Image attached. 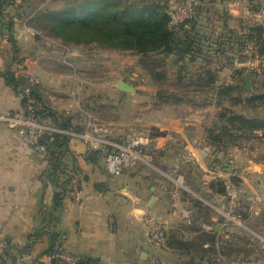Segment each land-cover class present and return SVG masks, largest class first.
I'll return each instance as SVG.
<instances>
[{"label":"crops","instance_id":"1","mask_svg":"<svg viewBox=\"0 0 264 264\" xmlns=\"http://www.w3.org/2000/svg\"><path fill=\"white\" fill-rule=\"evenodd\" d=\"M45 1L0 0V113L23 112V95L4 78L10 69L39 85L42 100L37 108L43 119L51 122L47 106L58 122L66 118L79 131L89 119L90 132L97 136L123 142L146 130L148 140L143 160L112 174L102 147L90 149L80 137L68 136L67 153L40 152L0 122V240L6 241L0 264H11L18 256L26 264H60L47 252L55 239L65 251L101 264H188L191 254V264H264L262 200L248 202L246 226L241 227L217 214L215 207L225 193L209 187L212 180L235 177L242 196L262 197L264 165L256 171L249 157L241 162L237 147L215 151L207 140V129L218 122L220 109L229 107L217 98L218 86L244 85L243 78L249 76L251 88L244 86L245 95L258 92L256 81L264 76V0H198L191 25L185 27L202 55L187 53L176 63L171 54L167 66L185 64L186 78L210 70L215 88L177 102L155 100L159 84L139 63L134 66L141 79H150L147 83L134 85L126 79L132 75L131 63L103 95L91 92L75 69L84 57L81 52L74 47L64 51L33 26L31 19L39 11L56 9L59 0L43 6ZM246 40L255 42L257 58L245 51ZM121 55L117 61L124 65ZM119 79L133 91L118 90ZM242 112L264 116V105ZM54 156L60 159L56 170ZM73 170L80 177L81 202L65 182L64 172ZM153 224L196 249L188 255L163 246L151 236Z\"/></svg>","mask_w":264,"mask_h":264},{"label":"trees","instance_id":"2","mask_svg":"<svg viewBox=\"0 0 264 264\" xmlns=\"http://www.w3.org/2000/svg\"><path fill=\"white\" fill-rule=\"evenodd\" d=\"M11 1L15 3L14 0ZM167 7V0H70L69 4L60 8L39 11L31 19V22L37 30L46 32L45 36L61 39L64 44L96 43L101 47L134 51L139 56L140 66L159 84V89L154 96L161 102H177L183 100L184 97L191 100L188 95L192 92L214 91L213 84L216 81L208 75L210 70H203L195 77L186 78L183 75L186 65L183 64L185 68H182L177 64L174 83L184 88L182 92L164 94L162 85L168 78L165 72L168 57L175 54V62L177 63L182 61L187 53L202 55L201 50L194 45L195 40L190 34H187L188 28L184 25L178 27L169 25L170 16ZM191 21L192 19L187 22V25H191ZM255 54L259 55L260 53ZM203 73H205L204 77H202ZM4 78L9 85H12L16 91L23 95V104L28 96L33 97L36 102L42 100L39 85L31 83L30 79L17 77L10 69L4 73ZM256 83L258 92L246 97L241 96V93L245 92L241 82L221 85L216 88L217 98L229 102V107L220 109L218 122L207 129V140L215 147V151H223L228 147L241 148L243 141L254 138L264 140V116L242 112L244 109L252 111L264 105V92L262 91L264 89V76L258 78ZM26 89H28V93H26ZM238 105L243 108L241 110L233 108ZM44 108L52 124L79 131L78 128L72 127L66 118L58 116L60 119L58 122L53 111L47 106ZM41 113L37 108L38 116L43 119ZM39 140L47 145L46 151L51 154L53 151L64 154L69 151V138L66 135L44 133ZM52 165L54 170L60 166L58 156H54ZM64 175L66 177L65 182L69 184L68 190L71 191L74 170L68 173L64 172ZM232 179L239 183L237 178L232 177ZM209 187L220 193L226 192L224 179L212 180ZM64 189L61 188V192ZM246 213L247 211L243 212L244 220L247 217ZM56 241L55 239L50 244L47 250L48 254L53 251ZM163 241V246L177 248L188 255L191 250L196 249L193 243L185 242L177 234L168 231L164 235ZM4 252L5 247L0 257L4 255ZM192 257L191 254L186 263L191 264ZM52 260L56 261L55 259ZM14 261L15 259L12 260L11 264ZM94 262L97 261L80 257L77 264H93Z\"/></svg>","mask_w":264,"mask_h":264},{"label":"built area","instance_id":"3","mask_svg":"<svg viewBox=\"0 0 264 264\" xmlns=\"http://www.w3.org/2000/svg\"><path fill=\"white\" fill-rule=\"evenodd\" d=\"M14 2L20 4L23 0H14ZM47 2L49 0H46L42 5L44 6ZM198 4V0H182L180 3L170 6L168 8V14L170 16L169 25L171 27L186 26L187 22L194 18ZM249 11L247 10V12ZM245 51L249 55L257 58L255 54V42L253 40H246ZM64 58L66 59L65 54ZM29 81L36 83L33 79ZM26 93H28V89H26ZM22 111L21 114L0 113V122H4L10 129L17 130L28 144L40 152L47 150V145L40 142V136L44 133H59L66 136L80 137L89 145L90 149L102 147L106 167L112 174H119L135 162L143 160L144 148L148 140L146 134H133L123 142H115L91 133L90 129L92 128V124L89 119L87 120L86 127L81 131L63 128L52 124L49 120L41 119L37 114V102L31 96L27 97ZM225 185V196L221 204L215 207L216 212L219 216L224 217L227 222L245 227L243 212L247 211L248 202L254 199H261L264 204V195L258 198L256 195L242 196L238 183L231 178L225 180ZM70 193L77 202H81L84 197L80 177L77 173L72 177ZM166 232V228L160 224H153L151 227V236L161 243L164 242L163 239ZM5 245L6 241L0 240V254H2ZM49 256L51 259H55L63 264H77L80 260V256L65 251L62 248L60 240L56 241L53 246V251ZM13 264H26V259L23 256H18ZM93 264L101 263L97 261Z\"/></svg>","mask_w":264,"mask_h":264},{"label":"rangeland","instance_id":"4","mask_svg":"<svg viewBox=\"0 0 264 264\" xmlns=\"http://www.w3.org/2000/svg\"><path fill=\"white\" fill-rule=\"evenodd\" d=\"M69 2L70 0H59L55 4V7L60 8L61 6H65L69 4ZM167 4H168L167 8H169L170 6H173L171 5V3H167ZM51 6H54V4ZM40 33L42 35L46 34V32H40ZM53 40L58 44H62L64 46L62 47L64 51L68 49L69 47H74V49L81 52V54L84 56L83 59L79 63V68H78V65L77 66L75 65L76 67L75 69H77L76 70L77 73L78 72L80 73V74L78 73L79 75H81L82 77H85V82L83 84L85 85L87 84L89 88H92L93 90H91V92H96L97 90L98 92H100L99 94L103 95L105 90L109 88V85L111 83H114L115 79L122 75V68H125V64H126V67H128V66H131V63H133V69L131 72L132 75L127 76L126 78L130 83L137 85L138 83H141V82L147 83L148 81H150V79L148 80L141 79L142 77L141 73L137 72V69L134 66V64H136L137 66V63L139 62H138V59L136 61L135 55L137 54H135L134 51L121 50V49L113 48V47H101L97 45L96 43L64 44L61 39L53 38ZM87 55H89L91 58H87L86 57ZM119 55H121L122 58L125 60L124 65H122L121 63H119V61H117V59L119 58ZM160 56L162 57V55ZM137 58H139V56ZM131 60L132 62H130ZM167 65H166V68L165 67L164 68H165V72L167 73L168 78H166V80L163 82V85H162L164 88L163 89L164 94L167 95L168 92L169 93L177 92V91L182 92L184 87L174 83L175 82L174 77H171L173 76L172 74L175 73L174 72L175 69ZM122 76H124V74ZM149 77L151 78V76L148 75V78ZM191 88H195V87H191ZM241 95H243L244 97L246 96L245 93H241ZM155 100L157 99L155 98ZM236 108L239 109V107H235V109ZM98 113L99 112H96V116ZM144 131L141 133H145ZM242 144H243L242 147L238 148V152H237L241 154L240 156L242 157L241 162L242 161L246 162L247 157H249L252 161L255 162L254 168L256 171H258L260 169V165H264V140H259V138H254L253 140L243 141Z\"/></svg>","mask_w":264,"mask_h":264},{"label":"water","instance_id":"5","mask_svg":"<svg viewBox=\"0 0 264 264\" xmlns=\"http://www.w3.org/2000/svg\"><path fill=\"white\" fill-rule=\"evenodd\" d=\"M243 83H244V86L247 90H250L251 88V83H250V79H249V76H245L243 78ZM115 87L122 91V92H132L133 91V86L131 84H129L128 82H126L125 80L123 79H119L117 82H116V85ZM257 167V166H256Z\"/></svg>","mask_w":264,"mask_h":264}]
</instances>
